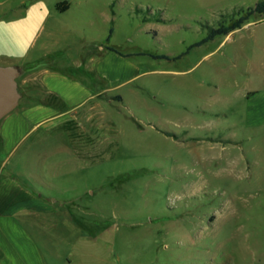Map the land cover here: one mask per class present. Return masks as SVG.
Segmentation results:
<instances>
[{"label":"rangeland","instance_id":"obj_1","mask_svg":"<svg viewBox=\"0 0 264 264\" xmlns=\"http://www.w3.org/2000/svg\"><path fill=\"white\" fill-rule=\"evenodd\" d=\"M3 1L0 18L55 30L34 60L99 58L109 44L138 68L122 83L128 72L105 62L111 80L92 88L114 87L75 118L64 195L79 198L84 236L72 264H264V16L194 45L259 0Z\"/></svg>","mask_w":264,"mask_h":264},{"label":"crops","instance_id":"obj_2","mask_svg":"<svg viewBox=\"0 0 264 264\" xmlns=\"http://www.w3.org/2000/svg\"><path fill=\"white\" fill-rule=\"evenodd\" d=\"M46 30L36 18H0V64L18 66L22 86L19 104L0 120V149H9L0 161V264H72L83 249L84 236L72 211L79 207V198L64 195L68 163L79 159V154L68 153L82 138L75 118L82 107L114 87L92 88L95 78L111 80L105 62L121 64L128 72L122 83L139 75L138 68L108 44L100 45L99 58L94 52L87 60L60 57L46 49L45 60H34L42 35L52 39L55 34L53 28ZM43 177L56 191L37 186L36 179L46 181Z\"/></svg>","mask_w":264,"mask_h":264},{"label":"water","instance_id":"obj_3","mask_svg":"<svg viewBox=\"0 0 264 264\" xmlns=\"http://www.w3.org/2000/svg\"><path fill=\"white\" fill-rule=\"evenodd\" d=\"M21 70L18 66L0 64V120L13 111L22 97L18 78Z\"/></svg>","mask_w":264,"mask_h":264},{"label":"trees","instance_id":"obj_4","mask_svg":"<svg viewBox=\"0 0 264 264\" xmlns=\"http://www.w3.org/2000/svg\"><path fill=\"white\" fill-rule=\"evenodd\" d=\"M69 7H70V3L67 0L59 2L57 4V8L60 11H65ZM256 13L264 16V0H259L254 6H250V7H246V8L242 7L240 9L236 10L233 13V16H231V22L228 25L223 24L219 28L213 29V32H211V34L209 36H207L204 40L197 42L194 45H199V44L207 41L208 39L214 37L217 34H220V33L228 34V33H230L231 31L235 30L236 28H239L242 25H244L249 20V18ZM237 15H238V17H236ZM112 34H113V28L110 29V33H109V36L107 37V41H110ZM107 48L112 50V51L120 53V51L112 45L108 44ZM154 56L155 57H162V58H171L169 55H166V54H159V55H154Z\"/></svg>","mask_w":264,"mask_h":264}]
</instances>
